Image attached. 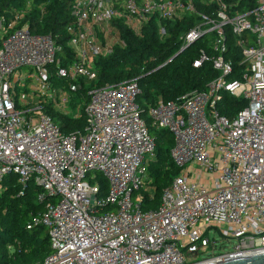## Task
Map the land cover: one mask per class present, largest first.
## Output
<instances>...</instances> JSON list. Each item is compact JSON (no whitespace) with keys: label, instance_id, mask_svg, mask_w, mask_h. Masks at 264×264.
<instances>
[{"label":"built area","instance_id":"2783aa9c","mask_svg":"<svg viewBox=\"0 0 264 264\" xmlns=\"http://www.w3.org/2000/svg\"><path fill=\"white\" fill-rule=\"evenodd\" d=\"M69 1L65 65L57 35L22 23L30 5L0 15V192L9 177L20 194L29 184L40 190L44 208L26 226L47 230L49 254L38 264H206L264 253V0L239 14L223 0H199L207 13L197 0ZM185 16L196 21L179 36L180 51L203 39L211 49H199L192 62L217 73L205 90L143 110L137 80L93 86L84 128L69 133L42 110L72 114L79 85L96 80L94 60L124 47L118 21L138 35L152 17L173 23ZM158 32L169 37L163 25ZM228 37L242 56L237 73L225 57ZM23 67L33 72L22 77ZM30 78L31 91H21ZM224 97H242L244 107L223 115ZM151 130L171 134L170 160L182 171L158 206L144 210L140 192L156 149ZM210 230L236 241L233 248L215 253Z\"/></svg>","mask_w":264,"mask_h":264},{"label":"trees","instance_id":"16d2710c","mask_svg":"<svg viewBox=\"0 0 264 264\" xmlns=\"http://www.w3.org/2000/svg\"><path fill=\"white\" fill-rule=\"evenodd\" d=\"M197 1L199 10L207 13L209 8ZM223 2L236 14L250 11L254 7L252 0H223ZM28 5L30 10L22 23L26 22L34 33L57 35L63 52L62 64L65 65L72 58L65 33V26L71 21V2L69 0H0V15L8 18L13 11H20ZM195 21V18L185 16L182 20L173 23L159 22L156 17H152L138 35L118 21L117 26L124 47L116 46L109 56L94 60L96 80L92 84H80L72 95L74 101L69 102L71 111L79 109V117L62 114L50 105L42 110L53 118L64 133H69L84 128V108L89 98L88 91L93 86H113L125 81L137 80L140 95L136 101L143 110L153 106L158 99L176 101L190 91L205 90L206 85L216 77L217 73L210 63H205L197 69L192 66L199 49L203 48L211 53V49L203 43L204 39L193 43L174 57L180 51L179 36L187 32ZM161 25L167 28L169 37L166 39H161L159 36L158 30ZM225 57L233 62L235 73L243 68L240 64L241 53L231 40L228 42ZM227 98L230 97H224L223 102ZM243 107L244 102L243 104L232 102V105H223L221 113L233 116ZM150 134L155 138L156 149L155 157L148 169L150 179V182H147L148 188L140 192L141 207L144 210L158 206V197L160 200L163 189L167 188L174 178L168 175L169 167L173 166L172 161L170 162V148L162 147L165 141L172 146L170 133L151 130ZM3 184L0 192V264L41 263L49 254L48 235L40 239L38 236L39 232L44 230L43 227L34 225L30 230L26 227L31 222L32 215H38L44 208L42 203L36 202L40 190L29 184L20 194L19 186L13 177L7 178ZM104 185L102 183V187L105 188Z\"/></svg>","mask_w":264,"mask_h":264},{"label":"rangeland","instance_id":"374dc122","mask_svg":"<svg viewBox=\"0 0 264 264\" xmlns=\"http://www.w3.org/2000/svg\"><path fill=\"white\" fill-rule=\"evenodd\" d=\"M240 70H243V68L242 69H240ZM31 72H33L31 69H28V68H25V67H23V68H21V76L22 77H24V76H26V75H28L29 73H31ZM63 81H61V80H57L56 78H53L52 79V84L56 87V88H60V87H62V88H66V86H65V84H64V82L62 83ZM34 83H33V79H27L26 81H25V85H24V87L21 89V91H24V92H27V93H29L30 91H31V86L33 85ZM76 100H78V99H76ZM71 101H74V99H72ZM232 102L234 103V102H242V104H243V98L242 97H240V98H238V99H232V98H227L226 99V101L225 102H222L221 103V106H227V105H232ZM71 113L72 114H77V116H79V114H80V112H79V109L78 110H75V111H71ZM171 135V134H170ZM172 137V136H171ZM172 140H173V138H172ZM173 144V143H172ZM162 147L163 148H165V149H169V148H171L172 146H170V144L167 142V141H165L163 144H162ZM170 162H171V160H170ZM172 163V162H171ZM173 166H170L169 167V169H170V171H169V173H168V175H169V177H171V178H173V177H175V176H177V175H180V173H181V171H182V169L181 168H178L177 166H175L174 164H172ZM95 176V174L94 173H92L91 174V177H94ZM147 182H150V179H149V177H148V172H147V178H146V180H145V188L147 189L148 187H147ZM152 189H153V187H152ZM158 201H159V197H158ZM44 230H42V231H40L39 232V236H38V238H40V239H43L44 237H46L47 236V230L45 229V228H43ZM207 237L211 240V241H216L217 242V249L215 250V253H223V252H226V251H230L232 248H233V245L235 244V242L236 241H226V240H224V239H222V237L216 232V231H214V230H210L208 233H207ZM204 255H206V253H204V254H202V255H200V256H198V258L197 259H201Z\"/></svg>","mask_w":264,"mask_h":264},{"label":"water","instance_id":"95a60500","mask_svg":"<svg viewBox=\"0 0 264 264\" xmlns=\"http://www.w3.org/2000/svg\"><path fill=\"white\" fill-rule=\"evenodd\" d=\"M178 52L175 56H177ZM206 264H264V253H257L248 256L226 258L215 263H206Z\"/></svg>","mask_w":264,"mask_h":264}]
</instances>
